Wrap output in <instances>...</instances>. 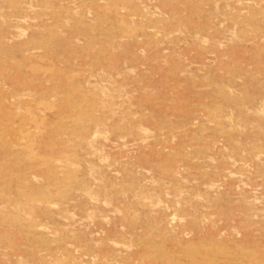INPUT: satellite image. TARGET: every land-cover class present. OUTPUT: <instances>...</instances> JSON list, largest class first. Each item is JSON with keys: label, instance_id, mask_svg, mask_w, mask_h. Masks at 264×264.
<instances>
[{"label": "rangeland", "instance_id": "1", "mask_svg": "<svg viewBox=\"0 0 264 264\" xmlns=\"http://www.w3.org/2000/svg\"><path fill=\"white\" fill-rule=\"evenodd\" d=\"M0 264H264V0H0Z\"/></svg>", "mask_w": 264, "mask_h": 264}, {"label": "bare ground", "instance_id": "2", "mask_svg": "<svg viewBox=\"0 0 264 264\" xmlns=\"http://www.w3.org/2000/svg\"><path fill=\"white\" fill-rule=\"evenodd\" d=\"M47 2H49V1H47ZM165 2H166V1H165ZM4 4H5V3H4ZM6 5H7V4H6ZM19 6H21V5H19ZM21 7H22V6H21ZM25 7H26V6H25ZM149 9H150V8H149ZM149 9H148V10H149ZM29 10H31V8H29ZM19 11H20V10H19ZM107 16H108V15H107ZM23 17H24V15H23ZM102 17H104V16H102ZM104 18H105V17H104ZM107 22H109V20H108ZM31 39H33V38H31ZM36 40H37V39H36ZM36 40H35V41H36ZM38 40H39V39H38ZM32 42H33V41H32ZM223 42H224V41H223ZM40 44H41V43H40ZM124 52H125V50H124ZM22 66H23V65H22ZM117 71H118V70H117ZM117 71H116V72H117ZM261 81H262V80H261ZM259 85H260V82H259L258 86H259ZM107 121H108V120H107ZM103 125H104V124H103ZM98 134H100V133H98ZM120 139H121V138H120ZM107 140H108V139H107ZM107 140H106V141H107ZM121 140H122V139H121ZM97 150H98V149H95V152H96ZM98 153H99V152H98ZM98 153H97V154H98ZM102 161H103V160H102ZM111 207H112V206H111ZM31 211H32V210H31ZM31 211H30V212H31ZM28 212H29V211H28ZM173 218H174V217H173Z\"/></svg>", "mask_w": 264, "mask_h": 264}]
</instances>
